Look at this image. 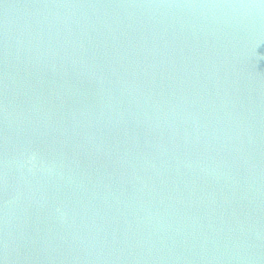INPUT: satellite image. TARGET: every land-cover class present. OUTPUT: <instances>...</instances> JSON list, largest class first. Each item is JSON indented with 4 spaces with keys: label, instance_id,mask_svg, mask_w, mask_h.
<instances>
[{
    "label": "water",
    "instance_id": "1",
    "mask_svg": "<svg viewBox=\"0 0 264 264\" xmlns=\"http://www.w3.org/2000/svg\"><path fill=\"white\" fill-rule=\"evenodd\" d=\"M0 264H264V0H0Z\"/></svg>",
    "mask_w": 264,
    "mask_h": 264
}]
</instances>
